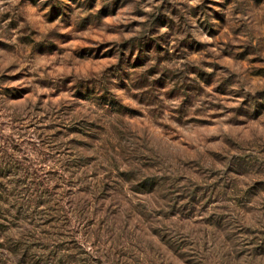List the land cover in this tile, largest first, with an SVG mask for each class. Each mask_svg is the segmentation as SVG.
<instances>
[{"label":"rangeland","instance_id":"obj_1","mask_svg":"<svg viewBox=\"0 0 264 264\" xmlns=\"http://www.w3.org/2000/svg\"><path fill=\"white\" fill-rule=\"evenodd\" d=\"M0 264H264V0H0Z\"/></svg>","mask_w":264,"mask_h":264}]
</instances>
